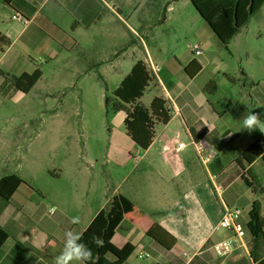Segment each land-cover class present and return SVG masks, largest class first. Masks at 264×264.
I'll return each mask as SVG.
<instances>
[{"label":"crops","instance_id":"obj_1","mask_svg":"<svg viewBox=\"0 0 264 264\" xmlns=\"http://www.w3.org/2000/svg\"><path fill=\"white\" fill-rule=\"evenodd\" d=\"M216 5L217 0H14L12 6L0 7V16L8 12L12 19L20 15L28 21L13 19L14 23L7 27L3 23L0 29L3 57L18 47L14 61L38 56L44 62L60 57L69 62L79 50L83 61L114 62L104 70L121 78L114 91L139 61L147 64L151 72V66H157L161 70L153 74L156 82L147 89L151 97L146 103V91L141 101L150 107L155 98H163L171 114L167 124L156 125L155 139L147 150L140 149L126 130L120 129L126 114L119 112L114 116L116 132L112 134L106 156L115 175L112 187L94 189L104 172L90 165L86 168L89 185L82 188L79 186L82 181L78 185L74 183L71 186L74 196L66 203L57 196H48L57 209L52 216L47 206L34 202L37 190L26 183L17 188L8 202L0 198V227L9 234L0 261L11 253L15 241H19L29 247L33 256L21 264H44V260L53 264L63 248L65 231L83 234L117 195L126 197L135 206L124 216L112 239L119 249L128 245L134 248L124 264H140L139 261L191 264L196 257L205 264H215L213 245L233 237L220 227L226 210H242L244 242L250 249L255 233L264 232V133L242 130V119L255 111L260 113L264 125V54L259 55V75L254 71L245 70L243 74L236 69L230 71L221 55L227 50L233 58L236 56L230 50L232 43L258 14L260 34L264 38V0H244L228 12L234 31L228 48L206 22ZM185 21L195 25L198 42L194 46L170 49V41L159 34V29L166 25L181 27ZM196 46L203 50L201 56H195ZM193 62L202 69L190 78L186 68ZM24 68L15 65L0 74L3 96L21 93L6 85L3 75L20 77L40 70L35 68L29 72ZM221 70L231 72L226 77L233 89H237V97L231 92L228 98H221L219 89L211 96L205 91ZM231 103L244 110L238 118L230 111ZM200 142L207 146L202 156L195 146ZM180 143L186 147L180 149ZM205 157L211 158L204 162ZM8 175H16L25 182L14 173L2 175L0 179ZM62 178L63 173L52 176L54 182ZM247 182L261 188L262 193H255ZM23 206L26 213L21 211ZM74 217L78 223H71ZM155 225L176 240L170 249L148 235ZM14 226L23 235L26 231L25 235L35 236L30 245L14 238ZM163 237L168 244L172 243L169 236ZM208 253L211 260L207 262ZM145 255L149 257H142ZM229 264L259 263L252 262L245 249L239 248Z\"/></svg>","mask_w":264,"mask_h":264},{"label":"rangeland","instance_id":"obj_2","mask_svg":"<svg viewBox=\"0 0 264 264\" xmlns=\"http://www.w3.org/2000/svg\"><path fill=\"white\" fill-rule=\"evenodd\" d=\"M0 7H4L1 0ZM163 14L164 9L161 10V18ZM0 18V29L3 23L5 27L14 23L8 12H3ZM195 32V25L190 26L186 21L181 27L166 25L159 29V34L170 41V49H180L189 44L194 46L198 42ZM243 32L230 47L236 56L233 58L230 51L225 50L221 58L229 64L230 71L236 69L241 74L245 70L254 71L259 75V55L264 54L259 14L249 20ZM137 48L141 50V47ZM16 51H19L18 47L3 57L0 49V74L16 65L29 72L40 69L43 76L28 94L15 93L6 97L0 93V177L8 173L19 175L27 185L37 190L34 202L48 208L55 207L48 196H57L66 203L74 196L71 189L74 183L78 185L82 181L79 185L82 188L89 185L86 168L90 165H94L98 172H104L102 179L95 182L94 189L112 187L115 175L113 177V165L107 164L106 156L111 148L112 134L116 132L113 123L116 114L107 113L106 101L113 98L121 78L104 70L107 64L114 62L83 61L79 50L73 53L69 62L62 57L44 62L38 56L14 61ZM84 67L87 70L84 71ZM227 73L221 70L213 79L219 89L218 96L228 98L232 92L237 97L238 91L233 89ZM6 77L10 79L13 76ZM208 94L213 95L211 92ZM150 97L147 90L146 103ZM120 129L125 132L124 126ZM56 173H63V178L54 182L52 176ZM25 210L26 206H23L21 211ZM13 230L14 238L27 241L28 245L35 239V236L25 235V230L23 235L17 226ZM210 254L206 257L207 262L211 260ZM139 263L148 264L146 261ZM44 264L52 263L44 260Z\"/></svg>","mask_w":264,"mask_h":264},{"label":"trees","instance_id":"obj_3","mask_svg":"<svg viewBox=\"0 0 264 264\" xmlns=\"http://www.w3.org/2000/svg\"><path fill=\"white\" fill-rule=\"evenodd\" d=\"M1 1L8 6H12L14 2V0ZM242 1L244 0H217L216 7L206 17L207 24L226 48H228L234 38V31L228 12L236 8ZM201 69L202 67L197 62H193L186 68V72L190 78H194ZM3 76L6 85L9 84L17 91L28 94L41 80L42 72L36 70L33 74H24L10 79L6 75ZM155 82L156 78L149 70L147 64L139 61L114 91L113 98H108L106 101L109 115L119 112L126 114L124 122L126 133L142 150L149 149L153 144L156 125L167 124L171 119L170 111L167 109V102L163 98H155L150 107H146L141 101L147 89ZM205 91L207 93H215L217 91L216 83L211 81L206 86ZM229 108L234 118H238L244 111L238 104L231 103ZM21 184H25V182L16 175L3 177L0 179V198L8 202ZM247 185L255 193H262L261 188L249 182H247ZM134 207L132 201L122 195H117L96 216L82 234V242L86 243L93 252V258L88 264H124L128 260L134 252V248L128 245L124 249H119L113 244L112 239L124 216L131 213ZM148 235L168 249L176 243V240L158 225L153 226L149 230ZM164 235L172 239L171 244L164 241ZM93 236L100 237L103 240V245L97 246L93 244ZM8 239L9 234L0 227V257ZM249 245L253 260L256 263L264 264V260H262L264 256V232L255 233ZM28 258L30 260L33 259L31 250L19 241H15L11 253L4 260H1L0 264H21ZM191 264H205V262L200 257H196Z\"/></svg>","mask_w":264,"mask_h":264},{"label":"built area","instance_id":"obj_4","mask_svg":"<svg viewBox=\"0 0 264 264\" xmlns=\"http://www.w3.org/2000/svg\"><path fill=\"white\" fill-rule=\"evenodd\" d=\"M13 19L28 23V21L20 15H15ZM194 54L195 56H201L203 54V50L199 46H196L194 48ZM151 69L154 75H157L161 70L159 67L153 65L151 66ZM195 146L201 156L207 149V146L204 142L196 143ZM185 147V144H179L180 149H183ZM210 158L211 157H205L204 162H208ZM56 211L57 209L55 207L48 208V214L51 216L54 215ZM242 213L243 212L240 209L225 211L223 218L220 222V227L231 232L233 234V237L221 240L213 245L212 250L215 256V264H229V259L239 248H244L250 260L252 262L254 261L251 256V251L249 247L244 242L246 233L243 225L241 224ZM142 257L148 258L149 255H145Z\"/></svg>","mask_w":264,"mask_h":264},{"label":"clouds","instance_id":"obj_5","mask_svg":"<svg viewBox=\"0 0 264 264\" xmlns=\"http://www.w3.org/2000/svg\"><path fill=\"white\" fill-rule=\"evenodd\" d=\"M242 130L249 133L259 130L264 133L260 113L253 111L246 114L242 119ZM71 223H78V218H72ZM92 243L102 246L103 240L100 237L93 236ZM92 258V249L82 242V234L67 230L64 233L63 248L60 254L54 258L53 264H88Z\"/></svg>","mask_w":264,"mask_h":264}]
</instances>
